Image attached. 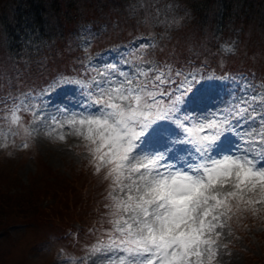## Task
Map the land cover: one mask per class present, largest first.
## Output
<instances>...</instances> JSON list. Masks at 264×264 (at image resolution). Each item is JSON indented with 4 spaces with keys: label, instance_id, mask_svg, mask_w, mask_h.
I'll return each instance as SVG.
<instances>
[{
    "label": "snow or ice",
    "instance_id": "obj_1",
    "mask_svg": "<svg viewBox=\"0 0 264 264\" xmlns=\"http://www.w3.org/2000/svg\"><path fill=\"white\" fill-rule=\"evenodd\" d=\"M98 75L78 111L34 113L38 126L51 119L53 130L81 137L96 173L111 182L112 231L91 264H214L232 215L264 207V95L245 88L230 104L197 112L185 108L194 74L177 84L143 61ZM160 123L178 134L146 149Z\"/></svg>",
    "mask_w": 264,
    "mask_h": 264
},
{
    "label": "rangeland",
    "instance_id": "obj_2",
    "mask_svg": "<svg viewBox=\"0 0 264 264\" xmlns=\"http://www.w3.org/2000/svg\"><path fill=\"white\" fill-rule=\"evenodd\" d=\"M176 9L178 7L175 6ZM83 29L72 38L75 49L84 52V61L91 68V73L87 76L58 75L38 89L37 100L34 95L21 99L22 93H18L20 99L14 111L0 123V194L7 192L5 201L1 200L3 205L20 206L21 210L17 208V213L23 215L34 206H39L48 211L46 217L52 221L46 222V217L41 216L35 227L19 222L11 225L7 233L0 231V264H91L99 255L93 254V249L102 247L112 231L111 182L105 179L107 173H96L81 137L68 128L53 130L49 126L51 119L47 123L41 121L38 126L34 123V113L39 112L41 117L64 119L61 113L78 111L75 105L86 95L93 79H99L98 74H103L110 64L125 68L126 65L134 66L147 61L158 66L152 48L164 35H144L130 43L107 46L93 52V41L101 31L93 32L89 27ZM236 43L223 45V53H234ZM173 68L174 65L170 64L165 71L173 75L177 84L190 74L196 76L193 90L197 88L193 93L185 94L187 110L211 112L215 107L230 104L245 88L264 95V83L253 82L248 73L233 71L221 75L213 67L198 63L189 71L181 70L183 75L176 78L174 74L179 69ZM231 75L237 77L235 81ZM65 79L75 83L64 84ZM14 80L13 84H16L18 77ZM50 84H54L51 91ZM57 109L60 111L57 112ZM14 112L19 119L17 124L12 123ZM61 134L64 135L63 140L59 138ZM177 134L170 123H160L153 129L144 147L163 149L168 138ZM25 143L27 148L23 146ZM228 143L225 140L222 147L226 148ZM69 179L78 180L80 188L83 187L82 194L78 196L79 193H74L75 196H70L68 202L56 190L64 185L63 182L69 183ZM54 187H57L56 190ZM37 196L39 198L35 199ZM29 199L37 200L40 205H28ZM78 200L80 202L76 205ZM51 217L57 218L54 220ZM227 223L228 227L222 229L224 234L214 264H264V207L236 212ZM81 227L83 230L79 229Z\"/></svg>",
    "mask_w": 264,
    "mask_h": 264
},
{
    "label": "trees",
    "instance_id": "obj_3",
    "mask_svg": "<svg viewBox=\"0 0 264 264\" xmlns=\"http://www.w3.org/2000/svg\"><path fill=\"white\" fill-rule=\"evenodd\" d=\"M86 27L101 31L93 52L161 33L152 48L161 70L173 64L172 70L189 71L203 63L223 72L232 64L264 83V0H0V123L14 111L18 93L37 100L38 89L58 75L91 73L72 38ZM233 42L236 51L228 56L222 47ZM68 182L54 188L69 202L83 186ZM6 194H0V231L19 222L35 227L46 217L39 206L23 215L20 206L3 205ZM35 199L28 205H40Z\"/></svg>",
    "mask_w": 264,
    "mask_h": 264
}]
</instances>
